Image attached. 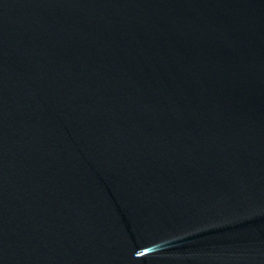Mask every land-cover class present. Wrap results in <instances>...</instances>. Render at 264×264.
<instances>
[{"label":"water","instance_id":"95a60500","mask_svg":"<svg viewBox=\"0 0 264 264\" xmlns=\"http://www.w3.org/2000/svg\"><path fill=\"white\" fill-rule=\"evenodd\" d=\"M0 264H264V0H0Z\"/></svg>","mask_w":264,"mask_h":264}]
</instances>
